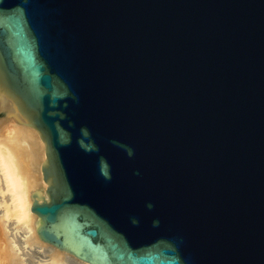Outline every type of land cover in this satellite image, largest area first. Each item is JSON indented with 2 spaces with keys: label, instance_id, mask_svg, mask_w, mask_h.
I'll return each mask as SVG.
<instances>
[{
  "label": "water",
  "instance_id": "95a60500",
  "mask_svg": "<svg viewBox=\"0 0 264 264\" xmlns=\"http://www.w3.org/2000/svg\"><path fill=\"white\" fill-rule=\"evenodd\" d=\"M0 99L45 144L43 242L264 264V0H0Z\"/></svg>",
  "mask_w": 264,
  "mask_h": 264
},
{
  "label": "bare ground",
  "instance_id": "6f19581e",
  "mask_svg": "<svg viewBox=\"0 0 264 264\" xmlns=\"http://www.w3.org/2000/svg\"><path fill=\"white\" fill-rule=\"evenodd\" d=\"M45 158V144L37 130L17 123L10 103L0 99V234L6 237L0 241V263L2 259L4 264H25L20 250L26 245L41 253L40 264H89L38 236L31 195L41 189L45 194L41 170Z\"/></svg>",
  "mask_w": 264,
  "mask_h": 264
},
{
  "label": "built area",
  "instance_id": "2783aa9c",
  "mask_svg": "<svg viewBox=\"0 0 264 264\" xmlns=\"http://www.w3.org/2000/svg\"><path fill=\"white\" fill-rule=\"evenodd\" d=\"M20 252L23 255L22 257L26 261L25 264H33V263L40 264L39 261L41 260V258H39V257L41 255V253H37L36 249H34V247L27 248L26 245H23ZM35 258H37L38 262L33 261ZM41 263H43V262L41 261Z\"/></svg>",
  "mask_w": 264,
  "mask_h": 264
},
{
  "label": "rangeland",
  "instance_id": "374dc122",
  "mask_svg": "<svg viewBox=\"0 0 264 264\" xmlns=\"http://www.w3.org/2000/svg\"><path fill=\"white\" fill-rule=\"evenodd\" d=\"M45 159H46V158H45ZM40 172H41V171H40ZM46 187H47V185H46ZM44 193H45V192H44ZM44 195H45V194H44ZM44 195H43V196H44ZM8 224H9V223H8ZM5 240H6V237L0 234V241H5ZM5 261H6V260H3V261H2V259H1V263H0V264H2V262H3V264H4ZM34 262H38L37 258L34 259ZM33 264H36V263H33Z\"/></svg>",
  "mask_w": 264,
  "mask_h": 264
}]
</instances>
